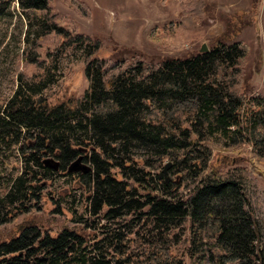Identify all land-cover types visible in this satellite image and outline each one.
Returning <instances> with one entry per match:
<instances>
[{
	"label": "trees",
	"instance_id": "16d2710c",
	"mask_svg": "<svg viewBox=\"0 0 264 264\" xmlns=\"http://www.w3.org/2000/svg\"><path fill=\"white\" fill-rule=\"evenodd\" d=\"M14 1L38 31L22 55L34 70L18 72L19 87L0 102V145L20 159L15 177L0 186V224H15L30 212L53 175L70 176L86 190L93 214L130 217L135 224L127 232L128 224L108 229L89 248L81 230L50 234L27 222L0 239V264H179L172 249L182 230H188L186 244L212 245L200 249L193 264H264L243 181L212 159L220 148L243 142L264 158V96L245 99L238 88L247 46L218 42L156 65L138 56L102 58L100 41L67 23L52 0H0V16ZM65 1L80 17H90L82 1ZM203 8L204 0H195L160 39L150 30L151 41L180 48L200 37ZM85 43L88 87L49 104L30 86L44 80L58 52ZM165 160L174 173L168 181L157 172ZM145 226L149 236L139 233Z\"/></svg>",
	"mask_w": 264,
	"mask_h": 264
},
{
	"label": "rangeland",
	"instance_id": "374dc122",
	"mask_svg": "<svg viewBox=\"0 0 264 264\" xmlns=\"http://www.w3.org/2000/svg\"><path fill=\"white\" fill-rule=\"evenodd\" d=\"M80 1L90 10V17H80L65 0H52L51 4L67 23L77 25L79 33L100 41L97 53L100 57L138 56L156 65L167 58H183L200 52L202 45L209 48L218 42L239 41L248 49L239 64L245 80L238 88L245 99L264 96V0H204V8L197 20L203 34L192 41H185L180 48L164 46L162 41L158 44L152 42L150 30H154L160 39L167 31L165 26L177 21L182 10H190L195 0ZM31 24L15 1L0 16V102L9 100L19 87L18 72H29L35 68V65L27 64L22 56L29 49L30 42L37 39L38 28ZM45 38L47 44L55 41L52 37ZM85 45L58 52L48 64L44 80L30 87L49 104L80 96L88 87L84 75ZM2 109L0 104V111ZM253 158L254 162L251 161ZM212 159L216 167L236 172L243 181L259 224L261 244L264 245V158L256 156L252 148L243 142L235 149L220 148ZM19 161L16 150L3 149L0 145V186L8 185L15 177L14 167ZM168 163L171 165V160H165L157 169L166 181L174 177L169 167L163 172ZM87 165L83 163V166ZM152 171L156 172V169ZM41 187L42 195L30 212L18 218L15 224H0V239L14 235L18 225L31 222L50 234L63 227L81 230L88 235V247L91 248L94 240L108 236V229L128 224L126 230L122 229L127 232L135 224L130 217L114 221L102 214H93L88 207L87 191L74 183L70 176L53 175ZM148 230L145 226L139 229V233L149 236ZM186 236L188 230L179 231L172 249L179 264H193L195 257L201 255L200 249L212 247L204 242L205 245L201 246L186 244ZM203 264L211 263L206 261Z\"/></svg>",
	"mask_w": 264,
	"mask_h": 264
},
{
	"label": "water",
	"instance_id": "95a60500",
	"mask_svg": "<svg viewBox=\"0 0 264 264\" xmlns=\"http://www.w3.org/2000/svg\"><path fill=\"white\" fill-rule=\"evenodd\" d=\"M207 50L208 48L206 47V45H202V47L200 48V52H206ZM168 167H170L169 163L164 167L163 172H165Z\"/></svg>",
	"mask_w": 264,
	"mask_h": 264
}]
</instances>
